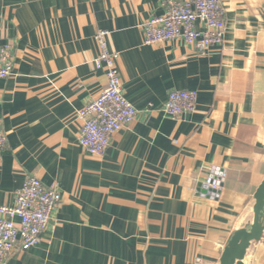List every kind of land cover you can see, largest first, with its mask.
<instances>
[{"label":"crops","instance_id":"obj_1","mask_svg":"<svg viewBox=\"0 0 264 264\" xmlns=\"http://www.w3.org/2000/svg\"><path fill=\"white\" fill-rule=\"evenodd\" d=\"M162 2L0 0V44L15 53L0 80V205L14 206L29 176L62 196L39 244L5 264H220L251 222L264 181V0H221L224 40L205 54L145 44ZM101 31L138 116L95 157L79 145L78 112L107 84L92 63ZM179 90L197 104L174 119L164 109ZM210 179L223 187L207 197ZM244 264H264V235Z\"/></svg>","mask_w":264,"mask_h":264},{"label":"built area","instance_id":"obj_2","mask_svg":"<svg viewBox=\"0 0 264 264\" xmlns=\"http://www.w3.org/2000/svg\"><path fill=\"white\" fill-rule=\"evenodd\" d=\"M162 9V15L153 16L142 26L145 44L158 45L179 39L197 53L205 54L211 47L223 43L226 11L221 0H163ZM106 36L105 31L96 34L101 54L92 60L95 69L105 72L106 87L78 112L82 123L79 145L95 157L103 156L113 136L138 116L123 93L120 55L108 50ZM14 69L13 45L0 44V80L11 77ZM197 97L194 91H173L164 111L174 119L191 113L196 108ZM7 146V135L0 129V157ZM208 184L213 189L221 185L220 179H210ZM61 202L57 184L45 186L38 177L29 176L15 194V205H0V264H5L15 252L27 251L39 244Z\"/></svg>","mask_w":264,"mask_h":264},{"label":"water","instance_id":"obj_3","mask_svg":"<svg viewBox=\"0 0 264 264\" xmlns=\"http://www.w3.org/2000/svg\"><path fill=\"white\" fill-rule=\"evenodd\" d=\"M199 185L201 194L209 197L210 193L219 194V190L208 188L203 189ZM223 187V184L220 185ZM255 205L253 218L248 226L236 231L229 238L222 254L220 264H244L247 251L253 243L260 242L264 235V181L258 187L254 195Z\"/></svg>","mask_w":264,"mask_h":264}]
</instances>
